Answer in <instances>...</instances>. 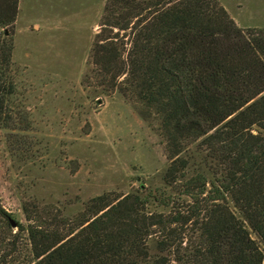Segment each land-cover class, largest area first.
Instances as JSON below:
<instances>
[{
  "label": "trees",
  "instance_id": "1",
  "mask_svg": "<svg viewBox=\"0 0 264 264\" xmlns=\"http://www.w3.org/2000/svg\"><path fill=\"white\" fill-rule=\"evenodd\" d=\"M18 5L0 0L11 147L33 128L13 62ZM98 26L84 81L156 119L166 190L154 207L105 192L73 215L24 203L25 222L0 203V264H264V26L237 25L218 0H106Z\"/></svg>",
  "mask_w": 264,
  "mask_h": 264
},
{
  "label": "rangeland",
  "instance_id": "2",
  "mask_svg": "<svg viewBox=\"0 0 264 264\" xmlns=\"http://www.w3.org/2000/svg\"><path fill=\"white\" fill-rule=\"evenodd\" d=\"M105 1L19 0L13 62L33 128L18 136L24 147L0 129V203L17 221L24 203L73 215L105 192L138 191L154 207L152 196L166 190L156 119L84 81ZM218 2L237 25L264 26V0Z\"/></svg>",
  "mask_w": 264,
  "mask_h": 264
},
{
  "label": "water",
  "instance_id": "3",
  "mask_svg": "<svg viewBox=\"0 0 264 264\" xmlns=\"http://www.w3.org/2000/svg\"><path fill=\"white\" fill-rule=\"evenodd\" d=\"M12 225L14 226L15 225V223L12 221Z\"/></svg>",
  "mask_w": 264,
  "mask_h": 264
}]
</instances>
